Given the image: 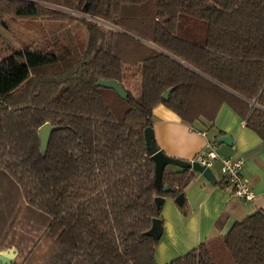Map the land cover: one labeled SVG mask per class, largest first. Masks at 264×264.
Listing matches in <instances>:
<instances>
[{"label": "trees", "instance_id": "trees-1", "mask_svg": "<svg viewBox=\"0 0 264 264\" xmlns=\"http://www.w3.org/2000/svg\"><path fill=\"white\" fill-rule=\"evenodd\" d=\"M10 17L77 21L86 36L65 52L0 45V252L15 247L12 264H158L155 198L199 173L168 165L156 187L144 130L159 104L208 127L227 104L264 142V0H0V25ZM126 73L141 77L140 99L97 84ZM166 264H264V210Z\"/></svg>", "mask_w": 264, "mask_h": 264}, {"label": "crops", "instance_id": "crops-1", "mask_svg": "<svg viewBox=\"0 0 264 264\" xmlns=\"http://www.w3.org/2000/svg\"><path fill=\"white\" fill-rule=\"evenodd\" d=\"M153 115L156 144L167 155L192 161L214 147L219 158L211 168L217 181L222 180L221 157L242 158V174L255 194L252 200H243L233 194L231 186L212 184L199 173L184 189L183 207L175 198L165 197L156 261L166 264L209 238L227 234L236 221L264 210V142L227 104L220 108L212 127L202 120L189 123L163 104L154 108ZM220 136L230 139L218 141Z\"/></svg>", "mask_w": 264, "mask_h": 264}, {"label": "rangeland", "instance_id": "rangeland-1", "mask_svg": "<svg viewBox=\"0 0 264 264\" xmlns=\"http://www.w3.org/2000/svg\"><path fill=\"white\" fill-rule=\"evenodd\" d=\"M85 36L86 28L77 21L31 20L10 17L6 20L5 25H0V45L5 50L9 46L19 48L25 43H31L39 47L49 44L52 48H57L59 52H65L74 47H81L84 44ZM123 85L132 91L136 98H141L140 76L126 73Z\"/></svg>", "mask_w": 264, "mask_h": 264}, {"label": "water", "instance_id": "water-1", "mask_svg": "<svg viewBox=\"0 0 264 264\" xmlns=\"http://www.w3.org/2000/svg\"><path fill=\"white\" fill-rule=\"evenodd\" d=\"M97 84L100 86L115 89L117 91V93L123 98L128 97V91L126 90V88L122 84H120L119 82H117L115 80L100 79L97 82ZM170 92H171V88H169L163 94V97L168 98ZM52 129L53 128L48 123L43 124L41 126V128L39 129V135H40V138L44 144L43 152L46 149L45 147H46L47 142L50 138ZM144 136H145V141H146L148 151L152 155V158L155 162L154 184L156 187H160L162 185L163 171H164L165 167L168 165H175V166L183 167V168L184 167L185 168H192L196 172L201 173L212 184H215L217 182L216 175H215V173L211 167H207L205 165H202L196 160L189 161V160H184V159L169 156L162 149H160L156 144L155 137H154V129L152 128V126H149L144 130ZM229 139H230L229 136H220L217 138L218 141H222V142H228ZM164 189L168 190V189H170V187L164 186ZM164 201H165V197H163V196H157L155 198V202L157 204V207H161L164 204ZM175 201L179 206H182L184 204V194H182V193L179 194L175 198ZM150 233L154 237H159L161 235V233H162V220L160 217H156L153 219L152 228H151ZM17 254H18V251L14 247L9 248L7 250H4V251L0 252V262L2 264H12L13 261L15 260L16 256H17Z\"/></svg>", "mask_w": 264, "mask_h": 264}, {"label": "built area", "instance_id": "built-area-1", "mask_svg": "<svg viewBox=\"0 0 264 264\" xmlns=\"http://www.w3.org/2000/svg\"><path fill=\"white\" fill-rule=\"evenodd\" d=\"M219 158L214 147L205 154H199L194 159L200 164L212 167L215 159ZM242 158L221 157L222 178L232 187L233 194L243 200H252L255 196L250 183L244 178Z\"/></svg>", "mask_w": 264, "mask_h": 264}]
</instances>
